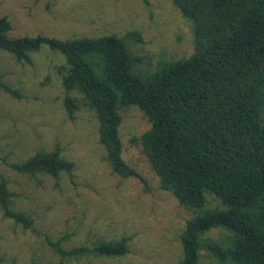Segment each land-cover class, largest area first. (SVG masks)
Returning <instances> with one entry per match:
<instances>
[{"label":"trees","instance_id":"16d2710c","mask_svg":"<svg viewBox=\"0 0 264 264\" xmlns=\"http://www.w3.org/2000/svg\"><path fill=\"white\" fill-rule=\"evenodd\" d=\"M171 1L192 23L194 50L147 77L136 73L140 58L115 34L11 36L10 20L0 15V50L19 62L29 61L30 52L42 45L62 54L58 71L67 113L72 116L76 109L70 93H80L98 120L106 159L121 177L144 181L122 156L119 108L134 105L146 115L150 127L140 142L159 186L193 212L180 235L177 264H198L202 247L220 263L264 264V0ZM126 35L140 39L136 31ZM0 88L21 97L1 75ZM9 166L21 174L55 178L74 170L58 145ZM0 209L3 217L32 228L33 218L15 209L3 175ZM212 228L226 230V241L205 239ZM46 242L67 259L129 252L127 236L72 248L60 239L46 237Z\"/></svg>","mask_w":264,"mask_h":264},{"label":"rangeland","instance_id":"374dc122","mask_svg":"<svg viewBox=\"0 0 264 264\" xmlns=\"http://www.w3.org/2000/svg\"><path fill=\"white\" fill-rule=\"evenodd\" d=\"M0 15L10 20L11 36H123L128 51L140 58L134 69L142 77L194 50L192 23L171 0H0ZM63 61L46 45L30 52L26 62L0 50L2 80L21 95L0 88V175L8 181L15 209L33 218L32 228L24 229L0 209V264H177L180 235L193 212L159 186L140 142L150 122L134 105L119 108L122 156L144 181L121 177L99 143L94 111L76 91L70 93L76 109L68 115L58 71ZM56 145L74 162L71 175L31 176L9 166ZM121 236L129 238V252L122 257L67 259L46 242V237L60 239L72 248ZM227 236L226 230L212 228L204 238L226 241ZM198 264L226 263L202 247Z\"/></svg>","mask_w":264,"mask_h":264}]
</instances>
